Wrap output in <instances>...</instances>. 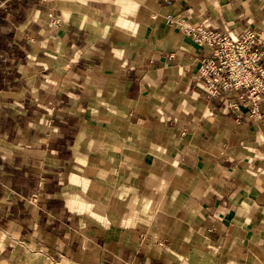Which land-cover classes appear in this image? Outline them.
Masks as SVG:
<instances>
[{"label":"crops","instance_id":"0c3cea01","mask_svg":"<svg viewBox=\"0 0 264 264\" xmlns=\"http://www.w3.org/2000/svg\"><path fill=\"white\" fill-rule=\"evenodd\" d=\"M204 23L264 0L0 7V264H264V97H208Z\"/></svg>","mask_w":264,"mask_h":264},{"label":"built area","instance_id":"2783aa9c","mask_svg":"<svg viewBox=\"0 0 264 264\" xmlns=\"http://www.w3.org/2000/svg\"><path fill=\"white\" fill-rule=\"evenodd\" d=\"M8 0H0V7ZM188 32L193 42L208 49L198 67V76L208 97H227L230 107L249 100L252 113L264 97V37L254 29L239 33L214 31L209 23ZM236 91H241L237 96Z\"/></svg>","mask_w":264,"mask_h":264}]
</instances>
